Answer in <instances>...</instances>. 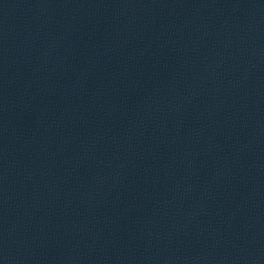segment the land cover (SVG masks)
<instances>
[{
	"label": "water",
	"instance_id": "obj_1",
	"mask_svg": "<svg viewBox=\"0 0 264 264\" xmlns=\"http://www.w3.org/2000/svg\"><path fill=\"white\" fill-rule=\"evenodd\" d=\"M0 264H264V0H0Z\"/></svg>",
	"mask_w": 264,
	"mask_h": 264
}]
</instances>
